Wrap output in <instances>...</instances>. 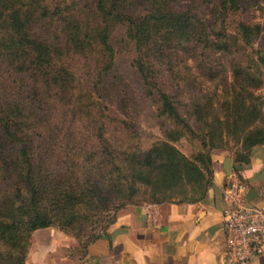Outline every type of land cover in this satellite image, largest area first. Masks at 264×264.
Masks as SVG:
<instances>
[{
    "label": "rangeland",
    "instance_id": "374dc122",
    "mask_svg": "<svg viewBox=\"0 0 264 264\" xmlns=\"http://www.w3.org/2000/svg\"><path fill=\"white\" fill-rule=\"evenodd\" d=\"M263 28L264 0H0V264H25L34 213L85 246L264 144Z\"/></svg>",
    "mask_w": 264,
    "mask_h": 264
},
{
    "label": "crops",
    "instance_id": "0c3cea01",
    "mask_svg": "<svg viewBox=\"0 0 264 264\" xmlns=\"http://www.w3.org/2000/svg\"><path fill=\"white\" fill-rule=\"evenodd\" d=\"M228 157L232 172L247 185V203L264 208V144L245 154L218 151L212 155L210 188L200 199L121 208L105 231L85 246L54 227L37 229L25 264H228L221 219ZM56 248L60 256L50 259ZM251 264H264V254Z\"/></svg>",
    "mask_w": 264,
    "mask_h": 264
},
{
    "label": "built area",
    "instance_id": "2783aa9c",
    "mask_svg": "<svg viewBox=\"0 0 264 264\" xmlns=\"http://www.w3.org/2000/svg\"><path fill=\"white\" fill-rule=\"evenodd\" d=\"M247 185L231 172L221 193L225 253L234 264H251L264 254V208L246 201Z\"/></svg>",
    "mask_w": 264,
    "mask_h": 264
},
{
    "label": "trees",
    "instance_id": "16d2710c",
    "mask_svg": "<svg viewBox=\"0 0 264 264\" xmlns=\"http://www.w3.org/2000/svg\"><path fill=\"white\" fill-rule=\"evenodd\" d=\"M175 20H176V23H175L176 24V28H178V29L189 30L190 29L189 27L193 26L192 21L190 20V18H188V16L185 13L177 14V17H176ZM17 23H18L17 25L14 24V29H15V32H16L15 33L16 34L15 35L16 38H14V40L19 45H22V44H25V43H29V44L33 43L34 44L35 42L34 41L31 42L29 40L28 34L26 32H24L23 24L20 21L19 22L17 21ZM150 31H151L150 28L147 25H145L143 27V29L139 28V30H137L135 32L134 38H135L137 46H141L144 43L145 37H146V33H150ZM36 45H38V44H36ZM139 67H140L139 69L142 72V75H143V77L145 79L143 67L142 66H139ZM145 81H146V79H145ZM164 97H166V96L164 95ZM21 154H22V156L25 157V159L27 158L28 160H30V158L27 156L28 154L26 152V147L22 148ZM28 179L30 180V175H29ZM241 180H243V179H241ZM210 183H211V181L206 185V187L203 189V191H202V193L200 194L199 197L191 199L189 201H194V200L200 199L201 196L204 193H206L208 191V189L210 188ZM120 209L121 208L117 209L116 212L118 210H120ZM0 223H1V227H2L1 231L11 236V234H10L11 231L9 229H7V228L9 227L8 225H10L12 222L10 224H4L2 222H0ZM28 226H29L30 231H32V232L37 230V229H40V228L53 227L52 224H51V219H49L46 215H39L38 213L37 214L34 213V217H32V220L29 221ZM98 236H96L95 238H97ZM26 257H27V252L25 254V259H26ZM24 262H25V260H24Z\"/></svg>",
    "mask_w": 264,
    "mask_h": 264
},
{
    "label": "water",
    "instance_id": "95a60500",
    "mask_svg": "<svg viewBox=\"0 0 264 264\" xmlns=\"http://www.w3.org/2000/svg\"><path fill=\"white\" fill-rule=\"evenodd\" d=\"M224 170H225V175L228 176L232 172V167L230 164V158H226L225 163H224ZM224 258L227 261L228 264H234L232 261L229 259L226 253H224Z\"/></svg>",
    "mask_w": 264,
    "mask_h": 264
}]
</instances>
